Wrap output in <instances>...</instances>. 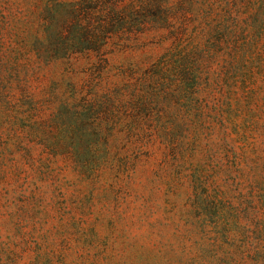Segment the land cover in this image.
<instances>
[{"label": "rangeland", "instance_id": "rangeland-1", "mask_svg": "<svg viewBox=\"0 0 264 264\" xmlns=\"http://www.w3.org/2000/svg\"><path fill=\"white\" fill-rule=\"evenodd\" d=\"M79 1L0 0V264H264V0Z\"/></svg>", "mask_w": 264, "mask_h": 264}, {"label": "trees", "instance_id": "trees-1", "mask_svg": "<svg viewBox=\"0 0 264 264\" xmlns=\"http://www.w3.org/2000/svg\"><path fill=\"white\" fill-rule=\"evenodd\" d=\"M123 6H118L116 0H81L75 4L67 2L65 7L70 8L69 11L75 13L78 17L72 28H69L71 41L68 40L62 47L63 52L72 54L90 51L95 49V46L96 49L100 47L98 43H101L104 39L102 35L98 37L94 32L87 30V24L93 22L96 15L101 18L99 31L103 35L109 31L124 33L127 29L126 25H135L136 17L141 18V22H138L140 25H146L149 15H145L144 12L151 9L167 20V13L165 12L167 7L164 0H133L128 5ZM100 32L97 33L100 34Z\"/></svg>", "mask_w": 264, "mask_h": 264}]
</instances>
